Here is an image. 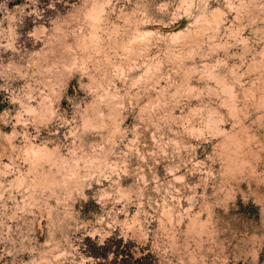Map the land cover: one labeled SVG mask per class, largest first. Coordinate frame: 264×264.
Listing matches in <instances>:
<instances>
[{
	"label": "rangeland",
	"instance_id": "374dc122",
	"mask_svg": "<svg viewBox=\"0 0 264 264\" xmlns=\"http://www.w3.org/2000/svg\"><path fill=\"white\" fill-rule=\"evenodd\" d=\"M0 139V264H264V0H0Z\"/></svg>",
	"mask_w": 264,
	"mask_h": 264
},
{
	"label": "bare ground",
	"instance_id": "6f19581e",
	"mask_svg": "<svg viewBox=\"0 0 264 264\" xmlns=\"http://www.w3.org/2000/svg\"><path fill=\"white\" fill-rule=\"evenodd\" d=\"M101 11H102V4H100V3H94L93 4V6H92V8H91V10H90V18L92 19V21L95 23V22H99L98 20H99V15H100V13H101ZM207 17V16H206ZM206 17H203L204 18V20H205V22H207V24L209 25V26H211V27H217L219 24H220V22H221V20H222V12H221V10L220 9H218V8H215L214 10H212V12L210 13V15L206 18ZM100 20H101V18H100ZM95 24H97V23H95ZM144 32V31H143ZM146 33H149V32H147L146 31ZM179 35H181V33H178V34H175V35H173V37H177L178 38V36ZM145 37V36H144ZM143 37V38H144ZM146 38V37H145ZM173 39H175V38H173ZM95 41H96V39H95ZM94 41V42H95ZM9 138V137H8ZM7 139V138H6ZM8 140V139H7ZM5 141V140H4ZM10 148H11V145L9 144V141L8 142H6V143H3V141H1V139H0V157L1 156H4L5 155V152L7 151V150H10ZM33 150H35V149H33ZM38 150L37 151H33L32 153H33V157H35L34 158V161L32 162V164H31V167H30V169L31 170H33L34 171V173H35V176H34V180H33V182H32V187H35V188H40V187H47V186H49L50 185V183L52 182V178L53 177H51V175H49V174H46V173H39V166H38V163L35 161V159L36 160H38V157H39V155H38ZM75 162V161H74ZM73 162V163H74ZM31 163V162H30ZM65 164V163H64ZM67 165V164H66ZM5 166H7V165H5ZM75 166L77 167V165H76V163H74V164H72L70 167H69V165L67 166L68 168H69V172H70V174L72 175V177L74 176V177H76V175H77V173H76V171H75ZM44 172V171H43ZM83 175V174H82ZM73 177V178H74ZM84 178V177H83ZM86 179V178H85ZM128 193V192H127ZM126 193V190L124 191V189L123 190H121V188H120V195H122V196H124V195H126L127 194ZM134 221H136V217H133L132 218Z\"/></svg>",
	"mask_w": 264,
	"mask_h": 264
}]
</instances>
